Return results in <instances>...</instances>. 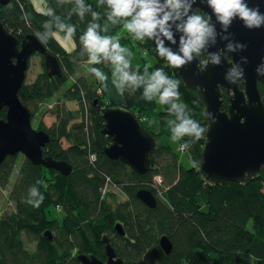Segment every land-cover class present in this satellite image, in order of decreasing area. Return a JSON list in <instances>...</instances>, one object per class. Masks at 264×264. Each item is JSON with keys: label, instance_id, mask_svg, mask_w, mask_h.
I'll list each match as a JSON object with an SVG mask.
<instances>
[{"label": "trees", "instance_id": "1", "mask_svg": "<svg viewBox=\"0 0 264 264\" xmlns=\"http://www.w3.org/2000/svg\"><path fill=\"white\" fill-rule=\"evenodd\" d=\"M43 3L44 12L37 11L31 0L0 4V21L19 41L33 33L58 59L61 76H48L44 67L35 81L26 83L24 80L18 97L28 110V105L62 88L66 99L77 101L79 109L57 107L56 119L50 126L40 122L34 127L49 135L43 154L67 161L71 172L62 175L24 158L9 190L13 209L0 216V264H81L76 258L79 253L105 260L103 235L109 238L121 264L183 261L264 264V165L259 174L243 182L228 181L218 185L206 181L192 165L183 167L180 152L170 144L173 130L183 120H192L198 128L204 129L199 138L193 132L181 134L178 139L179 145H188L183 152L190 163L198 164L207 127L204 106L198 93L187 88L173 66L158 55L153 37L127 30L124 25L131 23L135 16L113 15L107 0H43ZM89 28L98 37L119 44V49L114 52L109 45L106 54L93 53L85 44ZM55 31L68 33L73 39L75 46L71 51L56 40ZM124 48L135 56L136 64ZM140 53L148 54L151 61L139 57ZM94 54L95 62L91 59ZM114 55L121 56L122 61L115 62ZM197 55L206 59L200 53ZM86 62L88 80L76 75L79 66ZM42 64L44 66L43 57ZM157 70L168 81H180L173 89L179 93L178 98L170 97L161 102V110H158L157 96L161 100V93L168 85L149 90V85L155 83ZM108 76L116 78L122 102L104 100L106 94L102 86ZM258 89L264 101L261 83ZM221 91L222 108H226V92ZM174 104L177 107L174 108ZM114 106L134 114L156 140L149 153L150 167L143 175L119 160L109 159L103 152L111 137L101 133L104 127L101 113L105 107ZM5 113L4 107L1 116ZM80 114L83 120L79 119ZM149 119L155 121L156 129L146 125ZM158 138H164L163 142ZM16 157L7 156L0 164V186L8 183ZM157 177L161 182L155 181ZM108 183L120 187L127 200L109 204L102 191ZM140 188H147L155 195L154 207H148L135 196ZM32 189L36 190L35 196L31 194ZM41 196L43 200L36 206ZM51 206H59L64 211L60 222L48 219ZM116 221L123 225V236L113 229ZM47 229L52 239L43 236ZM161 235L171 241L168 255L159 247ZM31 238L36 244L33 250H28L24 239Z\"/></svg>", "mask_w": 264, "mask_h": 264}, {"label": "water", "instance_id": "2", "mask_svg": "<svg viewBox=\"0 0 264 264\" xmlns=\"http://www.w3.org/2000/svg\"><path fill=\"white\" fill-rule=\"evenodd\" d=\"M9 1L0 0V4ZM178 3L180 7L173 11L166 0H155L161 8L156 19H161L165 13L170 16L164 27L171 33L172 41L161 34L159 26L151 36L156 44L162 41L164 49L182 56L180 40L181 37L187 40L182 29L188 17L198 12L210 17L208 26L212 33L199 49L206 59L202 60L192 52L191 60L186 59L180 67L173 66L179 79L198 93L204 106L207 127L199 173L216 185L228 181L243 182L259 174L264 165V101L258 89V83L264 88V0H242L249 10L256 11L261 17L259 26L252 27H247L238 16H234L227 26L222 25L207 0H178ZM138 11V8L134 9L132 14L135 16ZM32 54L43 57L48 76H61L57 57L36 35L29 33L19 41L0 21V164L7 156L20 153L33 164L68 175L71 165L67 161L43 154L49 135L32 126L31 113L18 97ZM213 56L217 57L218 63L213 62ZM233 71L242 76H233ZM222 89L227 96L226 108H222ZM4 107L6 113L2 117ZM101 115L104 119L101 133L111 137L110 144L103 149L104 154L109 159L121 161L138 175L145 174L150 167L149 153L156 145L154 137L123 107H105ZM135 196L151 208L157 203L155 195L147 188L138 189ZM114 230L121 236L125 233L120 222L114 224ZM43 236L52 239L49 229ZM102 242L106 260L85 253L77 254V260L81 264H121L122 260L116 256L106 235L102 236ZM158 244L168 255L172 247L169 238L161 235Z\"/></svg>", "mask_w": 264, "mask_h": 264}, {"label": "clouds", "instance_id": "3", "mask_svg": "<svg viewBox=\"0 0 264 264\" xmlns=\"http://www.w3.org/2000/svg\"><path fill=\"white\" fill-rule=\"evenodd\" d=\"M107 2L112 8V14L115 16H131L134 9H139L133 21L124 25L127 30L151 36L153 30L159 26L161 34L169 41H172L171 33L164 27L165 22L169 20L170 16L168 13H165L161 19H156L157 12L161 11V8L155 4V0H107ZM166 3L173 11L180 7L178 0H166ZM207 3L222 25L227 26L234 16H238L243 20L247 27L259 26L261 22V17L257 12L249 10L248 7L242 3V0H207ZM209 19L210 17L199 14L188 17L182 29L187 36V40L183 37H181L180 40V52L182 56L173 54L167 49H164L162 47V41L157 43L158 55L165 58L171 66L180 67L184 65L186 59L191 60L192 57L190 53H199V49L203 47L206 37L211 35L212 29L208 26ZM137 39H139V36H137ZM85 44L93 53L106 54L109 50V45H111L114 52L119 49V44H113L109 38L102 39L98 37L91 28H89L85 34ZM229 48H231V45H229ZM91 59L93 62L96 61L95 54ZM113 60L119 63L122 61V57L114 55ZM213 62L218 63L217 57L213 56ZM231 74L233 76H242V73H237L235 71ZM179 83V80H166L161 75V71L157 70L155 72V83L149 85V90H156L160 86L167 84L168 87H165L161 93V102H163L170 97L178 98L179 93L173 91V89H175ZM173 107L175 108L177 105L174 104ZM203 131L204 129L198 128L197 124L192 120H183L173 130L174 135L172 139L175 141L180 138L181 134L193 132L195 133V137L199 138ZM181 147L187 148L188 145L183 144ZM31 194L35 196L37 194L36 190L32 189ZM42 200L43 197L41 196L39 200L36 201V206H38Z\"/></svg>", "mask_w": 264, "mask_h": 264}, {"label": "rangeland", "instance_id": "4", "mask_svg": "<svg viewBox=\"0 0 264 264\" xmlns=\"http://www.w3.org/2000/svg\"><path fill=\"white\" fill-rule=\"evenodd\" d=\"M31 1H32L36 10H37V8H41V0H31ZM123 31H125V29L122 30V32ZM57 33H59L58 36L59 35L62 36L61 32H57ZM62 47L65 49L64 46H62ZM66 47H69V45H66ZM124 50L128 52L127 55L130 56L133 63L136 64L135 63V61H136L135 56L131 55L129 53L131 51H129L128 48H126V49L124 48ZM138 55H139V57L143 56V57H145L151 61V58L148 54L144 55V54L140 53ZM139 57H138V59H139ZM87 65H88L87 62L82 63L79 66V69H78L76 75L81 76V77L88 80L89 75L86 72ZM44 67L45 66H43V64H42V57L39 54H32L29 58L25 82L31 83V82L35 81L37 76L41 72L44 71ZM103 86L105 88L109 89L107 95H104L105 101H107V99H109V98L113 99L115 102H120L122 100V98H120V99L118 98L120 95L122 96V93H121V89L118 85V82L114 76H108L107 79L105 80ZM62 92H63V88L60 89L58 92H56L54 95H52L48 98H45L43 100H39L36 104L28 105L29 110L33 114V117L31 119L33 127L38 126V123H40V122H42L46 126H50L56 119V113H57L56 108L57 107L69 109L72 111L79 109V105H78L77 101H75L73 99H66L62 95ZM157 101H158V110H161L162 109V103H161L159 96H157ZM86 105H87V103H86ZM82 118H83L82 114H80L79 119H82ZM146 125L151 127L152 129L157 128L155 121L152 119H149L146 122ZM163 139L164 138H162V139L158 138V141L161 142ZM170 141H171L170 144H171L172 148L174 150L180 152L179 161L182 164V166L188 168L192 165L193 167H195L198 170L199 163L198 164L190 163L191 161H189L188 156L185 154V152L181 151L180 147L182 145H179L178 140L174 141L173 139H171ZM63 144H64V146L67 145L65 143V141H63ZM187 153H188V151H187ZM24 158L25 157L22 154H20V153L17 154L16 164L14 166V170H13V172L9 178L8 183L5 186H0V216L4 212H9L13 209V202L9 199V190H10L12 184L16 180L19 166L22 163V161L24 160ZM102 191H103V196H104L105 200L108 201L109 204L113 203V205H115L118 202H124L127 200V195L125 193H123L122 190L120 189V187H118L117 185L108 183L103 188ZM47 214H48V219H57L60 222L63 215H64V211L59 206H55V207L51 206V207H49ZM116 222H119V221H116ZM24 244L28 250H33L35 248L36 241L32 238L31 239H24Z\"/></svg>", "mask_w": 264, "mask_h": 264}, {"label": "crops", "instance_id": "5", "mask_svg": "<svg viewBox=\"0 0 264 264\" xmlns=\"http://www.w3.org/2000/svg\"><path fill=\"white\" fill-rule=\"evenodd\" d=\"M43 6H44V3H43V0H41V8H37V10L40 11V12H44L45 11V7H43ZM57 32H59V31H55L54 32V37L56 38V40L62 46H64L67 51H71L74 48V46H75L73 39L69 36L68 33H62V36H60V35L58 36L59 33H57ZM66 45H69V47H66ZM102 88H103L105 94L107 95L109 89L105 88L104 86H102ZM118 98L120 99V98H122V96L120 95ZM122 100H123V98H122ZM122 100L120 102H122Z\"/></svg>", "mask_w": 264, "mask_h": 264}, {"label": "built area", "instance_id": "6", "mask_svg": "<svg viewBox=\"0 0 264 264\" xmlns=\"http://www.w3.org/2000/svg\"><path fill=\"white\" fill-rule=\"evenodd\" d=\"M180 149H181V151H184V150H185V148H182V147H180ZM94 158H95L94 155H92V156H91V159H94ZM156 179H157V180H156ZM155 181L161 182V179H160L159 177H157V178H155ZM158 182H156V183L158 184ZM156 186H157V185H156ZM155 189H156L158 195H160L161 193H160V191L158 190V187H156Z\"/></svg>", "mask_w": 264, "mask_h": 264}]
</instances>
